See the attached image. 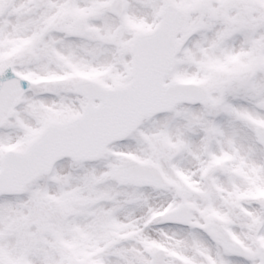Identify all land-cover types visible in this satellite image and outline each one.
Returning <instances> with one entry per match:
<instances>
[{"label":"snow or ice","instance_id":"1","mask_svg":"<svg viewBox=\"0 0 264 264\" xmlns=\"http://www.w3.org/2000/svg\"><path fill=\"white\" fill-rule=\"evenodd\" d=\"M0 264H264V0H0Z\"/></svg>","mask_w":264,"mask_h":264}]
</instances>
